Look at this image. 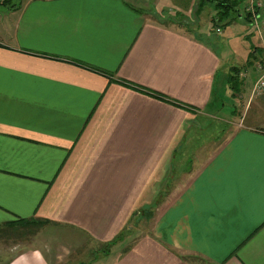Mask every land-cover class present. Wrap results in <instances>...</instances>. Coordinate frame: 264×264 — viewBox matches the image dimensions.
<instances>
[{"label": "crops", "instance_id": "obj_1", "mask_svg": "<svg viewBox=\"0 0 264 264\" xmlns=\"http://www.w3.org/2000/svg\"><path fill=\"white\" fill-rule=\"evenodd\" d=\"M186 1L0 0V226L36 217L78 238L0 264H264V92L249 62L264 31L246 0L215 43ZM232 66L246 125L190 147L231 118L216 98Z\"/></svg>", "mask_w": 264, "mask_h": 264}, {"label": "rangeland", "instance_id": "obj_2", "mask_svg": "<svg viewBox=\"0 0 264 264\" xmlns=\"http://www.w3.org/2000/svg\"><path fill=\"white\" fill-rule=\"evenodd\" d=\"M9 1L11 3V2H15L17 0H9ZM244 5H246V0L242 2V7H244ZM180 11L181 10H177L176 15H179V13H181ZM212 11H213L212 6H210V5L206 6L203 9V11L199 15L196 16L197 20L195 22H193V25H196L197 23H201V21H202L203 23L201 24V27L199 29L201 31L204 30L205 28L207 30L210 29L209 27L213 25L212 20L209 19V15L211 14ZM183 13L184 12H182V15L185 14V13L184 14ZM200 19H201V21H199ZM244 22H247V21L244 20ZM229 23L230 22L228 21V18H226L221 22V26L223 28H226L229 25ZM233 26H235V25H233ZM229 28H231V27H229ZM229 28H227V30H229ZM213 30L214 31H211L212 40L215 43H218V42L220 43L221 37L224 36V34H222V35L218 34L216 32L217 30H216L215 26H214ZM220 45L226 51H228V53L230 52V54L234 53L236 51L234 49V47L236 46V43L231 42V40L228 41V39H227V40L223 41ZM231 55H233V54H231ZM236 55H237V53H236ZM255 60L256 59L249 61L250 66L252 63L253 67H255L259 70V74H260L259 77H260L263 74V72L258 67V63L261 60L264 61V53L263 54L261 53L260 56H258V60H256V61ZM230 87L231 86H228L227 90L217 89L218 93H219V97L216 98V101L218 103L225 101L224 102L225 105L221 106V107L217 106L216 109L219 111L220 114L228 115V117H229V115H231V118L227 117L228 119H219V118L212 119V123L210 125H205L206 127L203 128V131H199V134L201 136H198L197 140L195 139L194 141H192V145L190 147H192V146L196 147V145H198V143H201L203 146H206L209 144L211 145L214 143L215 144L219 143L226 137V134L230 133L236 127L246 125L247 120L232 116V114L234 113L233 110L235 108V106H234L235 97H234V94L232 93L233 91L231 92L232 89ZM195 149L194 150L190 149V151L188 152L189 158H194V156H195L194 153L196 152ZM148 218L149 217L144 216L139 221L137 218L134 219L132 221V224L134 225V231L132 233L127 234L126 237H128L130 234H132L131 235V237H132V236L140 233V231H142L141 225L147 224L148 220H149ZM55 230H56L55 233H59V234H55V236H54L55 238H58V240L56 239V241H54L55 238L53 239L52 238L53 236L51 235V232L55 231ZM53 235H54V233H53ZM76 239H78V238L75 237L74 233H69V231H67V230H65L63 232L62 228L55 229V227H53L52 225H47V222H40V221H37L35 219L28 221V222H25V223L24 222L18 223V225H14L12 227L4 226V227L0 228V261L7 259L13 253L14 254L18 253L20 251H23L24 249H27L29 247H33L35 245L43 246V247H45L49 250H53L55 253H57L58 251H62V248L64 246L63 244L66 245L65 249L70 248L69 245L72 246L74 243H76ZM85 247L86 248L89 247L88 252L90 255L93 256L100 249L106 247V245L102 244V245L97 246L95 244L92 245L90 243H86ZM72 248H73V246H72ZM72 248H70V250H72ZM82 249H84V248H82Z\"/></svg>", "mask_w": 264, "mask_h": 264}, {"label": "trees", "instance_id": "obj_3", "mask_svg": "<svg viewBox=\"0 0 264 264\" xmlns=\"http://www.w3.org/2000/svg\"><path fill=\"white\" fill-rule=\"evenodd\" d=\"M245 0H199L196 6L195 13L199 14L202 12V10L207 6L211 5L213 6L215 10V14L212 16V22L213 26H217L218 28L221 25V22L228 18V21L230 22L231 15L235 14V16L238 15V12L240 11V5ZM246 18L249 20H252L251 12H247ZM264 48H261V53L263 54ZM229 82L230 86L234 89V91H237L240 89L241 81L239 80V67L232 66L230 76H229ZM37 220L40 222H46L47 220L42 218H20L17 221L7 222L5 224L12 225L14 223H22V222H28L31 220ZM0 228H2L0 226ZM111 243V242H110Z\"/></svg>", "mask_w": 264, "mask_h": 264}, {"label": "built area", "instance_id": "obj_4", "mask_svg": "<svg viewBox=\"0 0 264 264\" xmlns=\"http://www.w3.org/2000/svg\"><path fill=\"white\" fill-rule=\"evenodd\" d=\"M262 0H250V12L252 16V21L255 27L261 32L264 30V23L260 20V8L262 7ZM217 30L220 32L221 28L218 27ZM258 67L262 70L263 74L256 80L253 85V94H261L264 92V61L258 63Z\"/></svg>", "mask_w": 264, "mask_h": 264}]
</instances>
